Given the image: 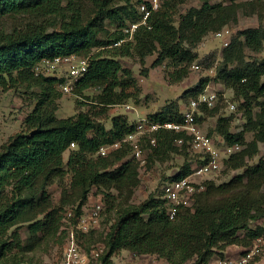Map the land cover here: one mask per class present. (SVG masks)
Segmentation results:
<instances>
[{"label": "trees", "instance_id": "obj_1", "mask_svg": "<svg viewBox=\"0 0 264 264\" xmlns=\"http://www.w3.org/2000/svg\"><path fill=\"white\" fill-rule=\"evenodd\" d=\"M91 1L93 15L87 18L80 3H74V0H0V23L4 18H28L9 32L0 29V85L4 86L6 79H16L41 89L36 93L32 111L23 121L25 131L14 135L0 147V257L13 247L19 248L16 231L11 233V241L4 236L20 221L29 222V236L35 243L40 239L38 234H55L59 230L57 211L47 212L50 203L46 187L65 173V165L72 173L71 186L76 191L75 217L81 213L93 186L127 194L105 233H99L96 239L94 234L98 230L82 235L89 243L95 240L92 244L99 241L104 244L101 264H113L112 256L121 250L137 256L154 255L167 264H209L214 256L224 258L228 246L249 248L264 234V229L250 227L252 222L264 219V159L260 158L254 165L247 164L258 153V144H264V103L259 101L264 94V82H261L264 58L246 61L243 48L260 51L264 28H248L230 39L217 73L224 85L231 88L237 98L243 99L240 107L245 123L240 131L232 132L231 118L220 116L213 133L226 145L241 147L224 161L223 171L243 169V172L220 185L206 182L204 191L200 193L202 198L196 195L192 206L178 208L176 216L169 219L166 203L153 194L139 205L128 203L132 188L138 184V173L134 161H123L130 151L127 144L105 157H91L101 146L121 140L133 131L134 126L129 125L122 115L111 118L108 130L86 112L56 118L54 86L63 80L36 76L32 71L44 60L68 55L88 56L93 48L120 43L118 47H111L106 55L94 53L88 56L87 70L75 83V92L81 94L92 86H103L98 102L110 106L129 98L118 79L122 66L116 57L130 55L131 44L125 42L121 31L109 34L106 41L99 40L98 34L104 31L101 26L104 19L116 22L123 20L122 16L126 14L135 23L139 16L124 5L113 7V0ZM137 1L139 4L146 2ZM186 1L161 0L159 9L138 27L133 36V49L137 55L144 58L157 53V64L164 60L173 64H190L197 57L194 49L203 37L237 22L239 5L200 0L201 6L187 10L175 27L172 11ZM57 19L59 27L54 29ZM206 82L207 79H202L193 87L190 100L197 97ZM254 106H258L257 112ZM201 110L210 116L216 113L215 106H204ZM178 111L177 106H167L148 118L162 122L179 121ZM248 132L253 136L249 142L245 140ZM178 136L164 131L155 135L154 146L146 139H142L141 146L178 148L186 153L185 144L175 145ZM71 144L76 148L69 152L65 164L62 155ZM191 163V160L184 163L170 180L187 176ZM7 188L10 190L6 195ZM216 193L220 195L218 199L207 201ZM40 214L44 215L43 220L36 218ZM92 244L83 246L88 250ZM21 260L13 259L11 264H21Z\"/></svg>", "mask_w": 264, "mask_h": 264}, {"label": "rangeland", "instance_id": "obj_2", "mask_svg": "<svg viewBox=\"0 0 264 264\" xmlns=\"http://www.w3.org/2000/svg\"><path fill=\"white\" fill-rule=\"evenodd\" d=\"M74 1V3H80L85 17L89 18L93 15V3L91 0ZM211 2L225 5H239L236 11L238 14L237 22L229 23L222 28L228 30L229 39L235 37L239 31L248 28H257L258 26L264 28V0H258L256 2L252 0H212ZM63 3L65 4V1ZM201 4L200 0H187L177 6L172 11L174 26H178L180 16L187 10L190 8H199ZM121 5H124L128 11H135L139 16V20L133 23L126 14L122 16L123 20L116 22L104 19L101 23L104 31L98 34V39L106 41L109 34L115 33V31H121L125 35V42L131 44L130 55L116 57L122 66V71L118 74V79L122 83L124 93L129 95V98L117 105L110 106L99 103L98 97L101 95L103 86H92L79 94L75 92L74 85L70 94H64L61 86L66 80L67 66L59 64L51 67L50 65L38 64L39 66L36 65L32 70L36 76L55 77L56 79L63 80L54 86V95L56 96L54 98L55 117L58 119L68 118L75 116L79 112H86L108 130L110 129L111 118L122 115L129 125L134 126L140 118H148L150 115L160 113L164 107L177 106L180 110L192 98L190 91L193 87L200 80L207 79L205 87L209 86L216 94L214 102L216 113L210 116L202 111L200 118L203 131L212 134L217 118L220 116L231 118L230 130L232 132L240 131L242 125L245 123L243 109L240 107L243 99L237 98L233 90L226 87L221 78L217 76L218 68L223 61V53L226 48L222 45V40L215 37L216 32H209L195 47L194 52L197 57L192 63L173 64L171 61L164 60L162 63L157 64L155 62L157 53L142 58L133 49V36L138 27L143 25L141 24L142 18L138 10V1L113 0L112 2L113 7ZM246 13H249V15ZM27 19V16H16L13 19L4 18L0 23V29L9 32L13 27L21 26ZM133 24L137 25L134 29ZM58 27L59 20L57 19L52 28L57 29ZM239 39L243 41L242 37ZM119 45L93 48L88 56L94 53L106 55L109 53L108 51H111V47H118ZM243 51L246 61H260L264 58V41L260 51H254L248 47H244ZM88 56L82 57L88 58ZM195 65L198 66V69L193 68ZM6 81L7 83L4 86L0 85V147L14 135L25 131L26 128L23 121L34 107L36 93L41 92V89L37 85L31 83H23L16 79L13 81L6 79ZM261 82H264V76L261 77ZM119 90L120 88H117V91ZM186 92L187 94H185ZM259 101L264 103V94L259 98ZM258 110V106H254V111L257 112ZM212 136L218 138L214 133ZM252 138V133L248 132L245 134V140L247 142L251 141ZM217 141H220V138ZM75 148V146H70L63 153L62 157L65 164L69 152ZM142 148L146 150V162L144 165H140V163L133 159L130 151L123 159V161H134L138 173V184L132 188V194L128 197V203L132 205H139L144 202L150 194L155 195L156 199L162 200L161 191L163 185L180 171L184 163H188L191 160L189 153H185L178 148L176 150L162 147ZM258 149V153L252 159L248 160V165L256 164L260 158L264 159V144H258ZM91 157L96 158L97 156L94 154ZM117 164L113 165L110 170L114 169ZM64 169L65 173L61 177L55 178L46 187V194L50 203L47 212L51 210L57 211V215L55 216L57 219L58 217L60 219L59 230L55 234L53 232L45 235L42 233L38 234L40 239L35 243L29 236V222H18L7 232L4 239L11 241L10 235L13 231H16L19 236L20 246L19 248L13 247L11 250L6 251L0 257V264H11L13 259H22L21 261L27 264H57L61 260L63 247L66 242V232L68 228H71L72 224V220L70 224L66 223L65 215L69 210L74 212L78 203L75 201L76 191L71 186L72 173L66 165ZM242 172L243 169L221 170L213 175L211 181L215 185L227 183ZM9 190V188L6 189V195L9 193ZM108 193L110 196H107L109 195ZM200 193L198 194L201 195ZM126 195L125 192L118 194L115 189L102 190L95 186L91 188L82 208L89 209L98 200L103 204L101 226L95 232L94 239H96V235L98 236L99 233H105L108 230L114 221L118 205L126 200ZM195 196L193 197V201ZM210 196L207 201L216 200L220 197L217 193ZM200 198H202V195ZM36 218L43 220L44 215L40 214ZM250 227L264 229V219L252 222ZM78 240L83 249H85L83 245L88 246L95 242L94 240L89 243L87 238H82V236H78ZM80 241L86 242L81 244ZM132 255L134 254L127 250L117 251L112 256V261L115 264H129L128 262L133 261L131 258ZM225 257L234 256L224 255V258L218 257L217 260L225 259ZM186 264H190V262ZM209 264H217V261L212 259L209 261ZM249 264H264V248L261 254L255 258V261H251Z\"/></svg>", "mask_w": 264, "mask_h": 264}, {"label": "built area", "instance_id": "obj_3", "mask_svg": "<svg viewBox=\"0 0 264 264\" xmlns=\"http://www.w3.org/2000/svg\"><path fill=\"white\" fill-rule=\"evenodd\" d=\"M145 1V3L138 5L139 14L142 18L141 24H145L146 20L159 9L160 5V0ZM136 26V24H133V29ZM228 36L227 29L215 33V37L222 40L224 47L229 43ZM59 64L67 66L66 80L61 86V90L64 94H70L77 80L86 72L88 58L68 55L56 57L53 60H44L39 65L54 67ZM193 68L198 69V66L195 65ZM215 99L216 94L214 91L206 86L196 98L191 99L186 106L180 108L179 121L162 122L140 118L135 123L132 132L125 135L121 140L101 146L95 155L105 157L112 151L119 149L123 144H127L130 148L131 157L140 165H144L146 150L141 146L142 139H146L151 146H154L156 134L164 131L178 134L175 145H186V151L190 154L192 163L187 176L177 180H169L162 187L161 198L166 203V214L169 219H173L178 208L192 206L193 197L205 189V183L211 181L213 175L224 169L225 160L241 149L238 145L228 146L222 140L217 141V137L210 136L203 131L202 123L199 120L202 114L201 108L204 106L207 108L214 107ZM71 146L74 145L71 144ZM102 211L103 204L98 200L89 209L81 208V213L76 217L74 212L70 210L66 212V223L70 224L72 220V224L71 228L67 229L62 258L57 264H101L100 256L104 253V244L97 242L92 244L88 250H85L80 246L78 236L88 235L92 231L99 230ZM263 248L264 234L255 239L249 248L243 249L239 255L219 259L217 264H249L251 261H255Z\"/></svg>", "mask_w": 264, "mask_h": 264}, {"label": "crops", "instance_id": "obj_4", "mask_svg": "<svg viewBox=\"0 0 264 264\" xmlns=\"http://www.w3.org/2000/svg\"><path fill=\"white\" fill-rule=\"evenodd\" d=\"M242 251H243L242 246L231 245L226 248V250L224 251V255L236 256L239 255ZM131 258L133 261L128 262L129 264H167L164 260L159 259L154 255H141V256L132 255ZM212 259L217 261L218 257L214 256ZM113 264L115 263L113 262Z\"/></svg>", "mask_w": 264, "mask_h": 264}]
</instances>
